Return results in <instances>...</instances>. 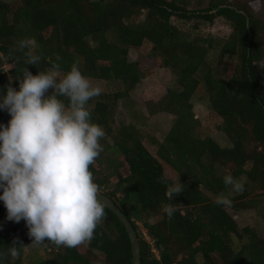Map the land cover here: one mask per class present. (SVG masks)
<instances>
[{"label": "trees", "instance_id": "16d2710c", "mask_svg": "<svg viewBox=\"0 0 264 264\" xmlns=\"http://www.w3.org/2000/svg\"><path fill=\"white\" fill-rule=\"evenodd\" d=\"M248 1L209 0L205 8L193 11L186 9V0L0 1L3 95L9 85L19 90L24 67L35 75L51 67L49 60L58 62L62 72L75 63L85 77L117 87L112 95L86 105H92L91 121L105 131L100 142L109 138V149L117 153L107 163L100 153L90 171L100 193L131 222L141 264H264V238L252 228H239L234 219L254 211L264 221V73L258 66L264 62V16H255ZM172 18L208 24L221 18L231 32L224 40L202 39L174 25ZM25 38L36 41L41 55L36 66L25 65L28 50L17 48ZM132 48H148L145 61H131ZM227 56L236 61L229 73L223 65ZM155 68L174 71L178 88L167 90L149 107L151 115L174 117L152 153L134 126L114 125L112 112L114 103L128 97ZM200 85L209 103L206 121L225 135L228 147L218 145L195 118L192 99ZM0 124H5L1 112ZM177 173L185 189L172 198L178 210L169 219L162 212L169 203L166 187L157 181ZM227 173L243 178L242 193L224 185ZM220 193L229 195L230 207L215 202ZM104 211L106 218L90 242L68 248L45 240L50 257L32 264H132L124 227L107 208ZM6 217L0 201V252L5 253L0 264H21L23 247L32 240L23 220H8L2 228ZM14 240L16 258L7 254Z\"/></svg>", "mask_w": 264, "mask_h": 264}, {"label": "clouds", "instance_id": "9594fccd", "mask_svg": "<svg viewBox=\"0 0 264 264\" xmlns=\"http://www.w3.org/2000/svg\"><path fill=\"white\" fill-rule=\"evenodd\" d=\"M17 48L28 50L25 65L41 62L34 38L19 40ZM49 63V69L35 75L24 67L19 90L7 86L0 102V110L11 117L7 125L0 124V201L8 220L25 222L33 244L48 240L58 247L74 248L90 242L106 218L99 186L90 171L103 151L100 141L105 131L91 121L86 107L102 89L75 63L67 72H62L58 62ZM258 66L264 68V62ZM157 182L166 187L169 203L162 206V212L171 219L178 210L171 200L185 185L179 173L161 176ZM223 183L232 193L244 191L243 178L230 173L223 175ZM215 202L232 205L224 193ZM7 254L19 256L15 240ZM4 256L0 252V258Z\"/></svg>", "mask_w": 264, "mask_h": 264}, {"label": "rangeland", "instance_id": "374dc122", "mask_svg": "<svg viewBox=\"0 0 264 264\" xmlns=\"http://www.w3.org/2000/svg\"><path fill=\"white\" fill-rule=\"evenodd\" d=\"M0 1L10 4L12 0ZM208 2L209 0H186V9L188 11L199 10L205 8L208 5ZM248 6L255 16H264V0H250L248 1ZM140 19L143 18L141 17ZM172 23L179 28L190 30L197 37L202 39L210 37L215 41L226 39L231 32L229 25L221 18L216 19L213 24L203 23L198 20L184 22L177 20L176 18H172ZM262 44V49L264 50V40ZM147 51L148 48H132L129 50V59L131 61L143 62L145 61V54ZM223 65L224 67H227L226 70L229 73L233 67H235L236 61L227 56L223 60ZM11 66L12 65L5 66L4 70L8 71ZM221 69H223V67L219 68V70ZM260 70L264 73V68L260 67ZM89 79L93 85H98L102 89V94L94 97L89 102L94 103L99 100L100 97L106 95L110 96L117 90V87L113 84H108L98 79ZM177 88V74L174 71L168 68H155L150 75L139 82L128 97L121 100L119 99L114 103L112 112L114 125L116 127L120 125L134 126L140 139H142L143 143L148 145L150 151L154 153L157 150L158 144L162 143L165 135L172 127L174 117L164 113L151 115L149 113V107L158 102L165 95L167 90ZM192 103L195 118L201 121L203 127L209 131L208 134L221 147H228L229 141L225 135L222 132L213 130L214 128L206 121V116L209 112V103L203 86L200 85L198 87V90L192 99ZM91 106L92 105H88L86 107L89 109ZM100 143L103 147L101 154L105 162L107 163L108 161L110 162L116 159L117 153L109 149L111 140L107 138ZM234 219L239 228H252L257 232L260 238H264V221L254 211L238 213L234 216ZM7 221V218L3 221L1 225L2 228H6L8 225ZM138 226L140 228L139 231L143 232L141 225ZM81 251H83V249H81ZM50 255L51 253L46 249L43 243L33 244L31 242L24 245L19 261L21 264H32L45 260L49 258ZM201 260V258H197L198 262H201Z\"/></svg>", "mask_w": 264, "mask_h": 264}, {"label": "water", "instance_id": "95a60500", "mask_svg": "<svg viewBox=\"0 0 264 264\" xmlns=\"http://www.w3.org/2000/svg\"><path fill=\"white\" fill-rule=\"evenodd\" d=\"M247 26H248V19H247ZM3 93L0 88V102H2L3 99ZM2 114V118L7 125L8 121L10 120V115L4 111L0 110ZM99 199L104 203L105 208H107L113 215L116 216V218L119 220V222L122 224L124 227L129 241H130V246H131V260L132 264H141L140 261V247H139V240L137 233L135 232L131 222L128 220V218L125 216V214L118 208L116 204H114L109 198L104 196L102 193H99Z\"/></svg>", "mask_w": 264, "mask_h": 264}, {"label": "built area", "instance_id": "2783aa9c", "mask_svg": "<svg viewBox=\"0 0 264 264\" xmlns=\"http://www.w3.org/2000/svg\"><path fill=\"white\" fill-rule=\"evenodd\" d=\"M143 235L146 237L147 241H149V242H150V240H149V238L146 236V233H145V231H144V230H143ZM150 244H151V242H150ZM153 252H154V253H156V251H155V250H153Z\"/></svg>", "mask_w": 264, "mask_h": 264}]
</instances>
